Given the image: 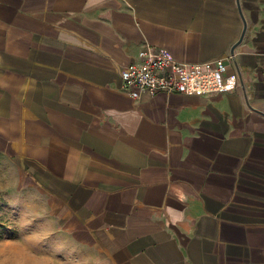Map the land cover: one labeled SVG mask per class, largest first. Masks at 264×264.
Instances as JSON below:
<instances>
[{
    "label": "crops",
    "instance_id": "obj_1",
    "mask_svg": "<svg viewBox=\"0 0 264 264\" xmlns=\"http://www.w3.org/2000/svg\"><path fill=\"white\" fill-rule=\"evenodd\" d=\"M0 0V264H264V0ZM230 57L120 89L143 44ZM2 213V212H1ZM13 233V234H12Z\"/></svg>",
    "mask_w": 264,
    "mask_h": 264
},
{
    "label": "built area",
    "instance_id": "obj_2",
    "mask_svg": "<svg viewBox=\"0 0 264 264\" xmlns=\"http://www.w3.org/2000/svg\"><path fill=\"white\" fill-rule=\"evenodd\" d=\"M230 59L228 56L197 65L180 64L166 52L144 43L134 60L120 70V89L132 100L142 93L188 94L192 79L221 77Z\"/></svg>",
    "mask_w": 264,
    "mask_h": 264
},
{
    "label": "rangeland",
    "instance_id": "obj_3",
    "mask_svg": "<svg viewBox=\"0 0 264 264\" xmlns=\"http://www.w3.org/2000/svg\"><path fill=\"white\" fill-rule=\"evenodd\" d=\"M6 191H0V197L7 196ZM3 200L0 199V239L8 238V236H11L9 231H13L15 229V223L13 220V217L3 213V209L6 207L2 204ZM2 212V213H1ZM13 234V233H12Z\"/></svg>",
    "mask_w": 264,
    "mask_h": 264
},
{
    "label": "water",
    "instance_id": "obj_4",
    "mask_svg": "<svg viewBox=\"0 0 264 264\" xmlns=\"http://www.w3.org/2000/svg\"><path fill=\"white\" fill-rule=\"evenodd\" d=\"M236 6L238 8V12H239V15H240V17L242 19V23H243V29H242L241 35H240V37H239V39H238V41L236 43V46H237L238 44H240L242 42V40L244 38V35H245V32H246V23H245V21H244V19L242 17V14H241V8H240L239 0L236 1Z\"/></svg>",
    "mask_w": 264,
    "mask_h": 264
}]
</instances>
